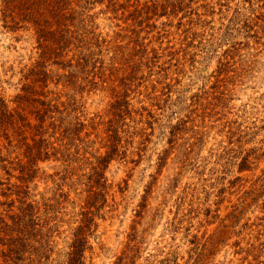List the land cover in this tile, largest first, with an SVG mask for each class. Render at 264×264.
<instances>
[{
	"label": "rangeland",
	"instance_id": "rangeland-1",
	"mask_svg": "<svg viewBox=\"0 0 264 264\" xmlns=\"http://www.w3.org/2000/svg\"><path fill=\"white\" fill-rule=\"evenodd\" d=\"M36 1L0 0V264H264V0Z\"/></svg>",
	"mask_w": 264,
	"mask_h": 264
},
{
	"label": "trees",
	"instance_id": "trees-1",
	"mask_svg": "<svg viewBox=\"0 0 264 264\" xmlns=\"http://www.w3.org/2000/svg\"><path fill=\"white\" fill-rule=\"evenodd\" d=\"M36 2H37L36 0L35 1L32 0V4H35ZM80 241H82V240H80Z\"/></svg>",
	"mask_w": 264,
	"mask_h": 264
}]
</instances>
